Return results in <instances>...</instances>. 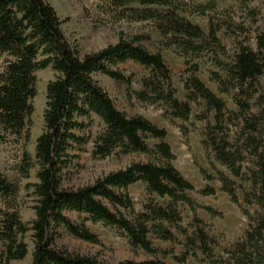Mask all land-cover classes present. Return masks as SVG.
<instances>
[{
    "label": "trees",
    "instance_id": "16d2710c",
    "mask_svg": "<svg viewBox=\"0 0 264 264\" xmlns=\"http://www.w3.org/2000/svg\"><path fill=\"white\" fill-rule=\"evenodd\" d=\"M220 1L236 3L251 26L239 22L234 9L220 11L217 0L204 4L192 0L98 2V11L113 23L148 25L163 49L174 50L185 60L186 95L180 100L163 55L145 46L152 41L149 35L121 33L116 44L82 55L68 41L63 22L48 0H0V145L16 150L14 170L22 178L29 179L35 171L37 180L32 185L37 199L35 218L27 225L20 215L19 188L0 172V264L28 256L25 238L29 233L31 264H108L57 246L64 234L103 246L88 223L116 232L132 250L151 258L119 264H166L168 258L177 264L189 259L199 264H264V31L252 27L260 16L252 8L256 0ZM185 16L207 20L208 33ZM222 37L235 39L233 55ZM207 57L215 68L209 72V81L235 109L198 77L196 62ZM130 62L146 72L130 99L162 109L191 153L186 125L194 116L192 105L203 108L195 115V121L205 124L203 149L231 177L248 186L244 203L260 210L255 217L244 210L238 197L241 187L221 172L217 179L208 175L194 160L204 181L218 180L221 191L247 218L243 237L222 256L216 255L217 243L198 212L213 219L224 215L193 197L195 187L173 165L177 157L167 141V130L142 115L121 111L96 80L103 75L131 91L135 76L118 69ZM47 68L56 73V79L46 86L44 130L36 140L33 159L25 145L34 112L32 100L37 95L36 73ZM92 116L104 126L95 139L88 131ZM149 141H155V146ZM91 143L94 160L139 154L148 161L132 162L79 189L64 188L68 171ZM249 163L253 167L248 169ZM138 183L144 184L147 196L141 212L129 194ZM201 194L216 196V190L206 187ZM184 208L192 215L188 226H184ZM154 241L181 246L183 252L177 255L174 249L156 246Z\"/></svg>",
    "mask_w": 264,
    "mask_h": 264
},
{
    "label": "rangeland",
    "instance_id": "374dc122",
    "mask_svg": "<svg viewBox=\"0 0 264 264\" xmlns=\"http://www.w3.org/2000/svg\"><path fill=\"white\" fill-rule=\"evenodd\" d=\"M198 4L207 3L209 0H192ZM219 10L234 9L236 11V18L239 22H244L247 26H251L249 20L245 18V14L241 13L238 5L232 2L220 1ZM48 2L55 8L60 19L63 22V31L73 48L78 50L82 55L101 51L110 45L118 42L121 33L132 37L135 35H149L152 41L145 43V46L153 53H161L167 62L168 67L172 72V79L175 88L177 89L178 98L185 100L186 92L184 90V79L186 78L187 67L185 60L179 56L174 50L163 49L160 45V40L151 28L146 24L125 23L121 22L115 24L110 17L102 15L97 8L99 0H48ZM253 9L260 12L253 29L264 31V0H256L252 5ZM190 22L199 26L204 32L208 33V21L200 17L185 16ZM224 45L228 48L230 55H233L234 38L222 37ZM210 58H204L196 63L200 67L198 77L205 85L212 90L219 98L225 100L230 109H235L232 101L227 96H221L217 92V88L209 81V72L214 71L215 68L210 63ZM118 69L126 76L134 75L136 83L133 85L131 91L125 85L118 84L110 78L97 75L96 80L109 93L115 101L117 107L127 113L128 115H142L160 128H164L168 132V143L171 145L177 159L173 163L175 168L195 187L193 197L203 204L210 206L221 212L223 219H213L203 211L198 212L200 219L207 224V232L210 234L216 243V255L222 256L223 251L230 245L238 242L244 235L247 229V218L243 215L242 210L234 205L229 196L221 191V184L218 180L212 182H205L203 176L200 174L198 167L194 160L203 168L208 175L217 179L218 172L225 174L235 181L241 189L238 192L241 207L248 211L252 216H256L260 210L257 206H248L244 203V191L248 189L246 184L230 176L229 172L215 162L202 147V133L205 124L195 121V115L202 113V107L192 105L194 116L191 122L186 125L189 129V140L192 147V153L184 144L180 131L175 125L171 123L168 118L164 117L163 110L158 107H151L141 105L130 99V93L139 90L140 79L146 75L145 70L134 64L126 63L120 65ZM56 79V73L51 69L36 73V97L32 100L34 112L30 117V125L28 127L29 139L25 145V149L34 159L35 157V143L37 138L44 130L43 115L46 108V86L49 82ZM178 125L182 123L176 121ZM104 129L103 124L98 118L92 116L91 126L89 132L93 139ZM234 137V134H232ZM155 141H149V145L154 147ZM86 153L81 154L78 160H75L74 166L68 171L64 188L79 189L88 186L97 179L121 169L126 168L132 162L148 161L145 155L131 154L126 156H114L109 159L100 161L94 160L91 156L92 143L86 147ZM18 153L11 145H0V172L15 186L19 188L18 202L20 208V215L22 221L30 225L35 218L34 207L36 205V196L34 195L33 184L37 182L35 178V171H32L29 179H24L20 174L14 170L17 161ZM248 169L252 168L249 163L246 166ZM206 187H212L216 190V196H204L201 191ZM129 194L135 204L138 212L142 211V205L147 196L145 186L138 183L132 186ZM161 204H165V200H159ZM184 226H188L192 221V215L184 208ZM77 220L76 216H73ZM88 228L99 236L103 246L93 245L80 240H76L67 234H64L57 242L59 248H64L70 253L96 257L100 261L108 264H119L124 261L144 262L151 258L143 251L132 250L127 242L120 238L116 232L103 227L102 225L87 224ZM30 227V226H29ZM31 233L25 238V242L29 247L28 256L18 262L12 264H31V257L33 251V244L30 238ZM156 246L164 249H174L177 255L183 252L181 246H173L170 244H163L154 241ZM166 264H177L171 258L165 260ZM186 264H199L194 259H189Z\"/></svg>",
    "mask_w": 264,
    "mask_h": 264
}]
</instances>
